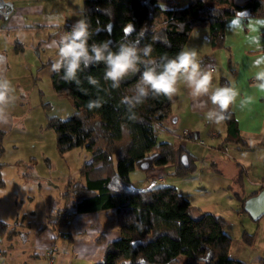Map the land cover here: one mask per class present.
I'll return each mask as SVG.
<instances>
[{
    "label": "crops",
    "instance_id": "obj_1",
    "mask_svg": "<svg viewBox=\"0 0 264 264\" xmlns=\"http://www.w3.org/2000/svg\"><path fill=\"white\" fill-rule=\"evenodd\" d=\"M186 1L170 0V4L181 6ZM0 18V57L6 59L0 62V76L10 80L15 89L14 100L4 109L6 118L0 119V222L19 230L12 239L1 236L0 264H49L50 258L51 264H93L101 258L106 242L120 236L116 212L111 209L79 212L70 199L64 198L69 179L78 175L81 165L92 160L93 154L86 147L82 151L84 146L64 154L58 152L55 130L47 125V120L51 115L63 116L51 112V100L44 99L47 91L57 92L51 80L55 42L83 20V0H0ZM208 33L207 26L195 27L184 48L197 50L202 66L212 72V88L221 86L222 78L227 77L240 90L232 109L241 134L248 144L257 146L244 149L230 142L225 145L229 151L231 144L236 145L237 165L244 170L245 187L249 183L254 192L261 187L264 175V92L253 87L255 70L250 66L253 61L264 64V16L227 17L225 47L212 48ZM49 81L51 85L46 84ZM245 97L252 100L241 109L239 101ZM206 100L191 97L179 85L172 98L170 118L156 124L155 130L158 141L173 143L178 155V148L183 146L197 158V172L190 174H195L197 185L220 189L229 185L230 180L208 174L210 166L223 174L216 151L224 148L219 144L224 141L227 124L225 120L209 123L206 112L212 105L208 102L205 106ZM184 130L190 132L189 137L183 134ZM76 149L79 151L73 153ZM166 165H172L174 177L170 184L193 204L204 211L223 214L204 208V198L190 191L195 188V180L190 175L184 179L174 174L177 163ZM49 175L60 178V186L64 188L48 192L42 189L40 179ZM160 176V181H165ZM55 192L58 204L54 203ZM62 211H68V216ZM248 228L241 227L236 233L226 230L233 237L232 256L242 252V234Z\"/></svg>",
    "mask_w": 264,
    "mask_h": 264
},
{
    "label": "trees",
    "instance_id": "obj_2",
    "mask_svg": "<svg viewBox=\"0 0 264 264\" xmlns=\"http://www.w3.org/2000/svg\"><path fill=\"white\" fill-rule=\"evenodd\" d=\"M241 11L262 17L264 0H187L182 6L171 5L170 0H83L89 44L111 41L115 50L121 42L138 41L141 47L150 44L157 59L175 56L197 26L209 28L212 48L225 47L226 18L241 15ZM103 71L101 64L80 72L79 86L64 81L62 72H53L54 89L68 96L75 111L68 117L51 115L47 120L55 130L59 153L85 146L93 154L78 175L69 179L64 198L79 212L115 208L120 236L106 242L101 258L93 264H248L230 254L233 237L226 231V216L204 211L173 184H132L130 172L144 161L149 166L177 163L174 174L186 176L197 169L195 157L180 146L179 155L188 156L185 166L173 143L158 141L155 126L170 118L172 99L150 97L136 106V118L129 119L122 101L132 95L138 77H129L113 89L103 80ZM89 75L99 80V87L88 83ZM228 82L227 77L222 78L221 86ZM92 100H99L100 106L89 109ZM225 121L227 131L220 148L227 142L244 149L257 146L248 144L241 134L232 106ZM244 176L241 167L235 177L240 190L234 196L259 222L264 213L253 216L246 201L263 187L246 195ZM18 233L17 227L0 222V240L1 236L12 239ZM254 237V232L243 231V240L253 243Z\"/></svg>",
    "mask_w": 264,
    "mask_h": 264
},
{
    "label": "clouds",
    "instance_id": "obj_3",
    "mask_svg": "<svg viewBox=\"0 0 264 264\" xmlns=\"http://www.w3.org/2000/svg\"><path fill=\"white\" fill-rule=\"evenodd\" d=\"M89 25L77 21L69 31H66L55 42L56 58L51 64V71L61 73L66 82H74L78 86L81 81L79 73L93 66H104L103 80L110 82L113 89H118L122 82L132 76H137L132 89V95L125 97L122 103L128 111V118L135 119L134 109L148 98L166 97L172 99L179 91V85L196 99L207 98L203 103H211L206 112L209 123H219L228 118L229 109L237 103L240 90L233 82L212 88V72L202 66L195 48H182L173 57L167 55L159 59L153 57L150 44L143 47L139 42H121L115 50L111 41H101L89 44ZM0 62H6L0 57ZM253 87L264 92V64L253 61ZM87 81L94 87H99V80L91 75ZM15 89L10 80L0 76V119H5L4 109L14 100ZM251 97L239 101L243 109L251 103ZM99 100L88 102L87 107H99Z\"/></svg>",
    "mask_w": 264,
    "mask_h": 264
},
{
    "label": "rangeland",
    "instance_id": "obj_4",
    "mask_svg": "<svg viewBox=\"0 0 264 264\" xmlns=\"http://www.w3.org/2000/svg\"><path fill=\"white\" fill-rule=\"evenodd\" d=\"M185 3H181L185 5ZM182 6V5H181ZM209 68V66H207ZM47 85H51V82H47ZM50 91V90H49ZM48 96V97H46ZM45 100H51L52 104L50 107L51 112L62 115L63 117L70 116L75 108L70 104L69 98L65 93L57 92H46ZM180 125V124H178ZM83 147V146H82ZM231 151L228 150L226 153L223 149L217 150L219 154L220 163L219 166L223 170V174H218L217 171L210 166L211 172L208 174L210 176L223 178V181L230 180L229 185H225L220 189H212L210 187H200L197 182V178H194V175H190V178L195 180V188L190 189L194 194L201 195L204 200V208L208 210H217L220 213L227 214L228 224L226 226L227 231H232L233 233L238 232L239 228L246 227L249 232H255V237L253 243L242 241L241 250L242 252L236 254L237 258L245 260L248 264H260V258H264V235L262 234V223H264V215L262 220L256 222L254 218L247 212L245 208H241V201L234 196V192L240 190V186L235 182V176L237 177L240 167L237 165L238 158L236 154V145L231 144ZM80 149V148H79ZM79 151L78 149L74 150L73 153ZM82 151H86V148H82ZM88 153V152H85ZM236 157V158H235ZM195 163L197 164V158H195ZM151 165L145 168L136 167L130 172V178L132 184L138 187H152L160 184L168 183L173 179L174 175L170 171L172 165ZM169 167V168H168ZM205 170V166H203ZM197 172V171H196ZM205 172V171H204ZM194 173V172H193ZM192 173V174H193ZM206 173V172H205ZM161 174L165 181H160L158 175ZM257 177L260 176V173H256ZM189 175L184 176V179H187ZM42 182V189H46V192L53 189H63L64 187L60 186V178L56 176H46L40 179ZM247 183V181H246ZM190 184V182H189ZM224 185V184H222ZM246 192L251 193L253 189L252 185L249 183L246 184ZM187 190V189H186ZM199 190L201 193L199 194ZM198 191V192H197ZM57 192L55 196V204L59 203V198L57 197ZM115 211V208H109ZM228 212V213H227ZM242 212V213H241ZM248 224V225H247ZM264 227V226H263ZM259 234V235H258ZM182 264H187L182 261Z\"/></svg>",
    "mask_w": 264,
    "mask_h": 264
},
{
    "label": "water",
    "instance_id": "obj_5",
    "mask_svg": "<svg viewBox=\"0 0 264 264\" xmlns=\"http://www.w3.org/2000/svg\"><path fill=\"white\" fill-rule=\"evenodd\" d=\"M248 14V11H241V15ZM181 163L188 166V156L184 153L181 155ZM148 161L141 163V167H148ZM246 208L250 211L253 216H260L264 213V188L256 195L251 196L246 201Z\"/></svg>",
    "mask_w": 264,
    "mask_h": 264
},
{
    "label": "built area",
    "instance_id": "obj_6",
    "mask_svg": "<svg viewBox=\"0 0 264 264\" xmlns=\"http://www.w3.org/2000/svg\"><path fill=\"white\" fill-rule=\"evenodd\" d=\"M1 19V18H0ZM1 28V27H0ZM183 134L186 136V137H189L190 136V132L188 131V130H184V132H183ZM222 142H224V141H222L221 140V143ZM224 148V151L226 152V153H228V146H226V145H224L223 146ZM160 178L161 179H164V177L163 176H160ZM261 187H263L264 188V175L262 176V178H261ZM62 214L65 216H68V214H69V212L68 211H62ZM51 261H52V258H50V260H49V264H51Z\"/></svg>",
    "mask_w": 264,
    "mask_h": 264
}]
</instances>
